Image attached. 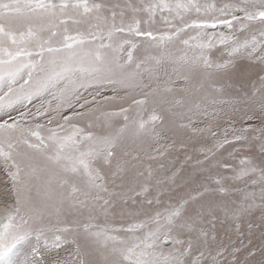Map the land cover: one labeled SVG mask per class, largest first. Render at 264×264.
Listing matches in <instances>:
<instances>
[{"label": "snow or ice", "instance_id": "obj_1", "mask_svg": "<svg viewBox=\"0 0 264 264\" xmlns=\"http://www.w3.org/2000/svg\"><path fill=\"white\" fill-rule=\"evenodd\" d=\"M0 264H264V0H0Z\"/></svg>", "mask_w": 264, "mask_h": 264}]
</instances>
